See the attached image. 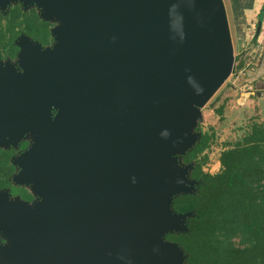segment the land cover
<instances>
[{"label": "water", "instance_id": "water-1", "mask_svg": "<svg viewBox=\"0 0 264 264\" xmlns=\"http://www.w3.org/2000/svg\"><path fill=\"white\" fill-rule=\"evenodd\" d=\"M10 1L43 6L40 17L63 26L51 30L52 49L17 43L20 71L0 67V148L34 133L11 158L12 181L38 197L0 190L1 264H185L178 243L159 236L186 231L192 215L171 206L197 182L171 158L199 139L190 107L232 70L223 0H0V9Z\"/></svg>", "mask_w": 264, "mask_h": 264}, {"label": "trees", "instance_id": "trees-1", "mask_svg": "<svg viewBox=\"0 0 264 264\" xmlns=\"http://www.w3.org/2000/svg\"><path fill=\"white\" fill-rule=\"evenodd\" d=\"M5 19L6 24L0 23V57L17 56L14 38L21 31L41 43L50 40L51 23L35 9L23 12L16 5ZM247 74L250 85H257L256 73ZM213 136V131H203L182 156L186 163L195 162L189 178L197 186L191 193L175 195L171 206L192 215L186 218V231L167 233L165 239L178 243L185 264H264V122H253L240 138L228 142L219 154V169L210 173L202 167ZM26 146L22 141L17 148H0V189L12 186L17 168L11 158ZM21 191L23 197L31 196Z\"/></svg>", "mask_w": 264, "mask_h": 264}, {"label": "rangeland", "instance_id": "rangeland-1", "mask_svg": "<svg viewBox=\"0 0 264 264\" xmlns=\"http://www.w3.org/2000/svg\"><path fill=\"white\" fill-rule=\"evenodd\" d=\"M16 2H19L25 8H34L38 13H41L43 10V6H39L36 3L24 5L20 1H10L6 6L12 5ZM223 2L227 12L233 44L234 59L232 70L228 74L225 81L205 104L198 105L197 103H192L189 110V120L192 121L194 125L188 132L194 133L197 138L200 137L199 134H201L203 131H213L214 133L211 145L205 151L207 154V161L202 167L203 170L210 173H214L219 169L218 157L221 150L227 146L228 142H234L236 139L240 138V136H242L243 133L249 129L253 122H264V82L262 83L264 78L257 76L256 80L258 81L260 87H258V84L252 85V87L248 78L251 74L247 73L253 72V74H258V71L255 69L256 66H254L255 59H253V63L249 64L248 66L245 64L246 60L250 59L254 52H257L258 54L257 49L253 46L255 33L253 32L251 35L249 32L248 36H250V38L248 37L245 39V42L247 41V45L245 44V46L243 44V46L240 47V40L232 28L233 20L229 4L230 0H223ZM6 6L1 9H5ZM49 22L52 25L51 30L53 28L54 31L63 26V22L56 18L51 19ZM16 40V43L20 44L24 41L31 42L34 45L36 44V41L23 34H20ZM52 48L53 45H48L46 47H43L42 45L40 46L41 50ZM0 50L2 51L1 47ZM5 65H11L18 71L21 70L17 59L15 60L11 58L0 57V67ZM259 80H261V82ZM249 90L252 92L248 94L247 91ZM218 108L221 109V114L216 113ZM52 113H54V111H52ZM33 136L34 133L28 131L23 135L20 142L26 141L29 145L32 142ZM171 158L175 159L180 166L186 167V177L189 178L190 168L195 165V162H190L189 165L184 164L182 162V157L179 154L172 155ZM14 185V187H16V185L19 184L14 183ZM23 186L26 188V190L32 192V187L30 184ZM196 186L197 182L192 183V191L196 188ZM19 189H22V186H18V190ZM6 192L10 200H13L16 196H18H11L9 189ZM37 198L38 197L35 199ZM164 234L160 235L159 238L166 242Z\"/></svg>", "mask_w": 264, "mask_h": 264}, {"label": "crops", "instance_id": "crops-1", "mask_svg": "<svg viewBox=\"0 0 264 264\" xmlns=\"http://www.w3.org/2000/svg\"><path fill=\"white\" fill-rule=\"evenodd\" d=\"M229 4L233 20L232 28L240 40V47L247 43L245 39L250 38L249 32L251 35L253 32L255 33L253 46L257 49L258 54L254 66L258 67L256 75L264 78V11L261 13L264 0H230ZM257 27H259L258 31ZM259 81L261 82V80Z\"/></svg>", "mask_w": 264, "mask_h": 264}, {"label": "flooded vegetation", "instance_id": "flooded-vegetation-1", "mask_svg": "<svg viewBox=\"0 0 264 264\" xmlns=\"http://www.w3.org/2000/svg\"><path fill=\"white\" fill-rule=\"evenodd\" d=\"M16 5H19V7H20V9H21V11H23V12H26V11H29V10H31V9H34V8H28V7H23L19 2H16V3H14V4H12V5H9V6H6V8L5 9H0V23L1 24H6V19H5V17L8 15V13H9V11L12 9V8H14ZM51 25V24H50ZM52 26V25H51ZM51 26H49V27H51ZM20 34H23V35H25V36H27V37H29L30 38V36L29 35H27L24 31H21L19 34H17V36L14 38V43L17 45V43H16V39L18 38V36L20 35ZM32 39V38H31ZM33 40V39H32ZM35 41V40H34ZM36 42H38V43H40L43 47H46V46H48V45H53V43H54V39H53V36L51 35V37H50V40L45 44V43H41V42H39V41H36ZM2 58L3 57H5V58H11V59H15L16 60V57H11L10 55H5L4 56V54H2V56H1ZM26 147H28V143H27V146ZM26 147L25 148H23V149H18L17 150V153L18 152H20V151H24L25 149H26ZM16 153V154H17ZM182 162L184 163V164H190V163H186L184 160H183V158H182ZM193 168V167H192ZM192 168H190V171H191V169ZM190 173V172H189ZM15 185H14V183H12V186H10V187H8V189L10 190V192H11V196H16V195H18L19 197H20V199H22V200H24V201H28V203H31L32 201H34L35 200V196H33L32 194H31V196L29 197V198H26V197H23L24 196V193L21 191L22 189L23 190H26V188L23 186V185H16V187H14ZM18 186H22V189H19L18 190ZM4 189H7V188H4ZM1 190V189H0ZM26 192H28V190H26ZM8 243H9V239H5L4 237H2V235L0 234V249H2V248H6L7 246H8ZM0 252L2 253V250H0ZM2 263V259H0V264Z\"/></svg>", "mask_w": 264, "mask_h": 264}, {"label": "built area", "instance_id": "built-area-1", "mask_svg": "<svg viewBox=\"0 0 264 264\" xmlns=\"http://www.w3.org/2000/svg\"><path fill=\"white\" fill-rule=\"evenodd\" d=\"M246 54V53H245ZM256 54H257V52H254L253 53V56L250 58V59H247L246 60V62H245V64H246V66H248L249 64H251V63H253L252 61H253V59H256Z\"/></svg>", "mask_w": 264, "mask_h": 264}]
</instances>
